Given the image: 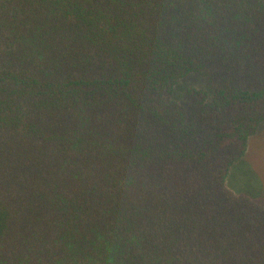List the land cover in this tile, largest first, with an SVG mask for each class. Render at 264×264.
<instances>
[{
	"label": "trees",
	"instance_id": "16d2710c",
	"mask_svg": "<svg viewBox=\"0 0 264 264\" xmlns=\"http://www.w3.org/2000/svg\"><path fill=\"white\" fill-rule=\"evenodd\" d=\"M263 124L264 0H0V264H264Z\"/></svg>",
	"mask_w": 264,
	"mask_h": 264
},
{
	"label": "rangeland",
	"instance_id": "374dc122",
	"mask_svg": "<svg viewBox=\"0 0 264 264\" xmlns=\"http://www.w3.org/2000/svg\"><path fill=\"white\" fill-rule=\"evenodd\" d=\"M229 176V185L248 192L264 204V124L249 140L246 159L237 163Z\"/></svg>",
	"mask_w": 264,
	"mask_h": 264
}]
</instances>
